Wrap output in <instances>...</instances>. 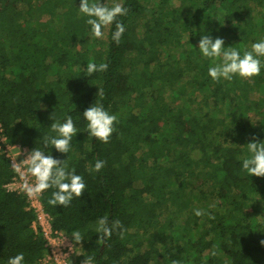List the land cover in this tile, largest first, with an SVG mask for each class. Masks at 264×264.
Listing matches in <instances>:
<instances>
[{"label":"trees","instance_id":"obj_1","mask_svg":"<svg viewBox=\"0 0 264 264\" xmlns=\"http://www.w3.org/2000/svg\"><path fill=\"white\" fill-rule=\"evenodd\" d=\"M119 2L128 13L117 18L125 32L116 44L115 24L92 36L80 0H0V135L31 151L55 135L51 114L72 116L69 153L46 154L86 189L64 208L48 204L55 188L41 200L74 243V264H264V177L242 170L246 144L264 140V67L251 80L216 83L208 69L220 58L197 48L209 35L243 55L264 40V0ZM90 61L109 68L88 75ZM97 101L118 118L107 144L88 135L82 114ZM97 160L105 166L90 172ZM13 174L0 148V264L21 252L24 264H46L23 191L5 188ZM105 215L127 231L103 245L95 225Z\"/></svg>","mask_w":264,"mask_h":264},{"label":"clouds","instance_id":"obj_2","mask_svg":"<svg viewBox=\"0 0 264 264\" xmlns=\"http://www.w3.org/2000/svg\"><path fill=\"white\" fill-rule=\"evenodd\" d=\"M79 12L88 17L86 23L91 26L92 36L98 39L104 37L103 29L115 24V31L112 32V41L120 43L122 34L125 32V26L118 22L117 18L125 16L128 9L121 2H115L112 6L101 3L100 0H80ZM197 48L203 57L216 60L208 69V76L213 82L219 83L221 80L231 81L234 77L251 80L259 76L262 65L260 57H264V40L255 42L251 45L250 50H245L243 55L240 51L231 46L225 47L222 38L213 39L209 35H202L198 41ZM109 68L108 63L88 62L85 71L88 75L97 72H106ZM96 95L103 99V89H97ZM83 118L87 122V133L91 137L102 143H109L112 134L115 132V125L118 118L115 114L105 110L99 101L92 103L83 111ZM50 133L55 135H45L42 137L43 147H35L27 153L26 163L27 172L33 178L34 183L25 185L27 195L34 196L55 188L51 197L48 199L50 206L60 205L63 208L68 207L73 198H80L86 189L84 178L76 174L74 169H69L65 160L56 159L50 153L46 154L50 147L62 154H67L71 150V141L77 135V128L71 115L65 117L63 122L54 120L51 114ZM264 140L257 141L255 136L248 142V156L242 161V170L249 176L264 177ZM17 165L14 162V167ZM105 166V161L97 160L90 172L98 173ZM203 209L194 210L197 217L206 215ZM209 218L211 217L209 214ZM95 231L98 234L97 241L105 244L116 233L121 239L124 238L126 228L120 220H111L107 215L98 218L95 225ZM75 242L83 239L81 232L74 230L71 234ZM261 245L264 246V240ZM215 255V253H213ZM24 254L18 253L7 260V264H24ZM83 264H90L85 261ZM170 264H181L179 260L173 259Z\"/></svg>","mask_w":264,"mask_h":264},{"label":"built area","instance_id":"obj_3","mask_svg":"<svg viewBox=\"0 0 264 264\" xmlns=\"http://www.w3.org/2000/svg\"><path fill=\"white\" fill-rule=\"evenodd\" d=\"M0 148L9 159L14 172L11 180L5 184L6 190H22L25 195L27 209L32 210L35 214L32 226L35 231L42 235L47 250L43 262L46 264H74L72 258L76 253V247L68 235L52 227L51 216L45 211L41 200L42 194L29 196L25 191L26 184L34 183L33 178L27 172L25 161L27 153L30 151L20 144L8 143L4 135H0ZM14 162L17 165L16 167H14Z\"/></svg>","mask_w":264,"mask_h":264},{"label":"rangeland","instance_id":"obj_4","mask_svg":"<svg viewBox=\"0 0 264 264\" xmlns=\"http://www.w3.org/2000/svg\"><path fill=\"white\" fill-rule=\"evenodd\" d=\"M105 1H106L108 4H110L111 6H112L113 3H115V2H119V0H112V1H111V0H110V1H109V0H104V2H105ZM104 33H105V31H104Z\"/></svg>","mask_w":264,"mask_h":264}]
</instances>
